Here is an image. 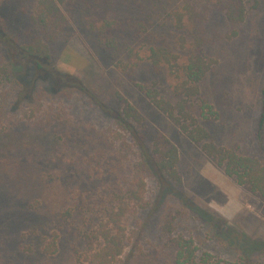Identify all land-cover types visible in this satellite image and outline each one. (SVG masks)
Returning <instances> with one entry per match:
<instances>
[{"label": "rangeland", "instance_id": "1", "mask_svg": "<svg viewBox=\"0 0 264 264\" xmlns=\"http://www.w3.org/2000/svg\"><path fill=\"white\" fill-rule=\"evenodd\" d=\"M194 1L199 9L212 6L210 0ZM258 1L259 8L249 12L233 40L225 37L222 13L209 8L206 34L215 44L205 52L217 65L203 82L202 96L218 118L202 123L216 144L264 160L255 140L264 82V0ZM178 4L179 0H70L65 8L68 26L54 44L57 70L83 82L98 105L80 96L63 100L69 120L56 131L32 122L0 130V264H89L86 235L99 223L97 203L129 178L107 135L112 120L105 109L117 108L118 94L144 117L140 131L148 143L160 132L177 146L183 179L179 188L148 179L151 204L127 219L129 235L139 229L140 237L123 260L172 264L174 250L164 236L170 216L177 232L193 239L201 253L229 262L249 257V263L258 264L263 259L264 200L228 178L135 85L155 84L171 98L177 81L168 70L153 69L147 59L151 42L140 38L138 29L144 23L185 59L169 16ZM9 8L20 15L17 4ZM105 20L114 22L116 49L100 41L98 31ZM23 26L22 17L17 28ZM129 49L142 60L130 58ZM55 234L58 250L51 255L45 249Z\"/></svg>", "mask_w": 264, "mask_h": 264}, {"label": "trees", "instance_id": "2", "mask_svg": "<svg viewBox=\"0 0 264 264\" xmlns=\"http://www.w3.org/2000/svg\"><path fill=\"white\" fill-rule=\"evenodd\" d=\"M209 2L212 6L199 9L194 0H179L169 15L177 30L176 46L185 52V59L166 41L160 40L161 37L149 32L144 23L139 24V37L151 42L149 63L155 71L168 70L177 83L172 88L171 98L163 96L155 84L135 85L154 108L190 142L198 145L228 178L264 200V160L216 144L202 123L218 118L214 106L202 96L203 82L217 65V61L205 52L206 46L215 44L206 34L210 9L222 13L228 29L225 37L233 40L239 36L249 12L258 9L260 2L256 0L253 5L250 0ZM69 3L70 0H0V130L32 122L45 131H56L57 126L69 120L63 100L80 96L98 105L83 82L57 70L54 44L68 26L65 8ZM15 4L21 16L10 11L9 7ZM22 17L26 27L19 29L17 23L20 25ZM114 29V22L105 20L98 31L102 44L111 49L117 48V41L112 37ZM128 56L136 62L142 60L132 49L128 50ZM118 98L117 108L105 109L112 120L107 135L117 147L118 161L121 167L127 168L129 178L124 179L125 183L116 192L97 203L99 223L86 235L85 261L89 264H127L123 257L130 244L140 237V232L136 229L130 236L126 221L131 215L148 210L151 204L148 179H158L162 187L169 184L179 188L183 182L177 146L160 132L148 143L140 131L144 128V117L120 94ZM255 140L263 152L264 82L260 90ZM177 231L174 217L170 216L164 224V236L174 250L172 264H256L249 263V257L229 262L210 253H201L193 239ZM57 238L55 234L46 253L57 252ZM260 255L263 259L258 264H264V249Z\"/></svg>", "mask_w": 264, "mask_h": 264}]
</instances>
